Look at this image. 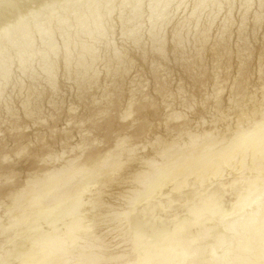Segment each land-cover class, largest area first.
<instances>
[{
  "label": "bare ground",
  "instance_id": "6f19581e",
  "mask_svg": "<svg viewBox=\"0 0 264 264\" xmlns=\"http://www.w3.org/2000/svg\"><path fill=\"white\" fill-rule=\"evenodd\" d=\"M53 1L57 0H0V37L7 38L11 47L15 48L11 40L12 37L17 36L20 44L19 50L33 54L32 68L40 71L41 79L47 84L48 92L59 86L58 78L61 75L59 79L63 78L64 83L62 84L72 83L75 88L74 92L80 96H83L86 91L97 88L108 97L115 91L123 90L121 85L129 78V76L126 78V75L130 70L137 71L143 69L144 66H149L156 76L158 74L156 71L160 66L170 63L174 64L184 75L192 77L194 84H202L204 79L209 80V77L214 81L219 75L217 72L222 68L221 64L231 57L227 41L233 21L231 11L224 10L222 20L220 23L217 21L224 9L225 1L213 6L215 0H192V8L185 21H174L175 9H169L172 4L171 0H152L154 1L150 2L153 6L150 8L152 12L147 11L148 17L144 14L148 19L144 22H148L145 28L151 35L150 38L147 37V43L141 47L133 45L139 40L138 37H141L140 32L143 27V25L136 27L137 23H134L136 30L132 37V45L127 46L128 43L127 45L123 43L125 46H115L112 41H109L105 48L103 46L98 48L101 45H97L90 38L100 34L106 37L110 35L106 15L111 13L113 7L112 9L108 7V1L106 3L105 0H86L88 8L85 7V10L87 13H98L95 16L97 20L86 24L87 19L82 21L80 19L74 25V28L79 27V29L71 32L70 39L64 34L65 25L63 23L67 18L59 17L57 22L53 23L45 15L43 19L40 17L42 12L53 11L52 6L54 5L49 4ZM58 1L69 8L81 0ZM89 1H95L93 3L95 9L90 10L91 4L89 3L91 2ZM31 2L39 4L38 6L41 4V10L35 11V8L30 5ZM258 3L264 4V0H258ZM102 4L104 8L100 10ZM247 6L250 7L246 3ZM262 7L264 6L260 5L252 17L255 29L257 27L260 29L264 25ZM105 8L110 10H105ZM29 17L34 20L31 24L34 34L42 33L47 40H53V35L61 34L62 41L61 38L59 39L62 42H60L61 45L45 43L50 47L40 45V48L33 50L34 38L31 36L34 37V34L31 35L32 32L29 31L31 29ZM44 23L50 25L51 28H44ZM90 23H95L92 26L94 28L91 27V32L84 30L87 28L85 25H90ZM217 23L220 26L218 27L219 32L217 30L218 33L211 36L210 32L214 26L216 28ZM245 28H247L246 25ZM239 29L244 33V20ZM240 37L243 38L241 34ZM142 38L140 39H145L144 36ZM238 40H241L242 44L238 46L239 49L235 56L238 60L236 76L246 79L248 70L246 59L252 52L249 46H246L245 39ZM259 41V63L262 71L261 77H264V32ZM1 58L0 98H3L4 87L13 79V76L11 77L8 73V69L11 68H7L9 61L6 62L7 65L4 63L7 58L4 60L3 57ZM207 62L212 64L210 73L208 68H205V64L206 66L210 64ZM16 63L17 70L22 75L27 74L20 60ZM12 64L9 65L12 66ZM226 67L223 69H226L224 72L227 73L229 69L227 71ZM247 86L249 84H246L243 79L235 81L231 87L228 109L221 108L218 103L221 100L218 97L219 93L216 90L213 91L217 103H214L212 107L215 116L211 118L208 126H206L208 122L201 120L196 125H193L191 121L171 127L172 122L182 120L186 114L176 113L174 110L149 112L147 100H145L138 104V110L142 112L140 118L121 129H133L132 134H114L110 130V122L105 127L109 132L107 138L112 141L108 149L97 155L92 154L88 161L77 165L75 164L77 157L65 159L59 165L48 163L52 165L51 167L43 162L49 168L30 174L31 176H28L29 178L23 184L13 188L10 193V203L5 207L7 220L3 221L4 217L0 216V258L3 252L7 251V247H14L12 254L7 251L6 260L0 259V264H105L108 262L122 264L121 261L125 257L123 252H108V244H97V241L103 240L104 236L95 229L99 223L102 225L105 219L109 223L110 221L127 222L129 226L127 228L133 232V243L136 246L143 245L138 261H135L136 264H199L204 258L209 260L208 264H264V81L261 84L262 91L259 95L255 92V94L250 93L249 90L248 93ZM212 87H216V84L212 83ZM38 89L36 84L27 86L23 80L20 81L18 93L23 95L22 105L27 117L33 118L34 116L33 106L36 103H34L35 99L38 98ZM165 92L163 87L161 90L163 96ZM100 95L103 96L102 93ZM95 102L94 104L97 103ZM127 102H129L127 111L120 116L122 119L128 118L132 113L134 103ZM6 105L9 107L7 102ZM193 106L190 104L189 108L193 109ZM106 112H108L107 108L103 115ZM160 116L163 119L162 125L166 127L169 135L155 136L152 144H145V148L146 146L152 147L151 153L142 154L144 147L140 152L139 146L134 143L130 144L129 139L146 135L149 127L152 126V118ZM108 117L113 119L114 116L109 115ZM219 123L224 127H217ZM139 143L142 142L139 141ZM47 158L49 159V156ZM62 158L63 155L56 156L52 161L58 163ZM46 160L45 158L44 161ZM132 162L136 163L135 167H132L133 165L129 167L128 164ZM228 179L230 181H227ZM213 181L217 182L222 189L240 184L241 190L245 193L237 194L239 200L233 201L231 205L233 212L230 213L223 204L217 202L221 190L218 188L210 196L201 191L198 193L200 204L190 212L193 217L195 216L194 218H183L177 221L172 218L167 221L155 215L153 221L147 224L148 221L143 222L142 218L134 216L138 207L144 209L151 207L153 212L159 209L160 212L166 213L167 206L164 201L172 199L175 194L184 195L186 203L194 201L196 196L191 192L194 189L192 187L198 184L203 188ZM127 183L130 184L129 187L120 191L118 196V199L124 202L122 204L124 206L115 207L113 205L115 208L107 212L108 202H104V197L112 196L109 191H113L114 185L126 184L128 186ZM109 187L111 190H105ZM104 207L107 209L106 213L101 211ZM205 212H208V215H204ZM205 216L206 219H203ZM202 219L206 222H210V219L217 221L211 225L205 224V228L202 229L199 227L202 225ZM147 225L148 237L144 234ZM218 248H223L224 252L217 255ZM94 249H98L99 252H93ZM87 251L91 252L87 253ZM260 257L262 259L259 260ZM262 260L263 262H260Z\"/></svg>",
  "mask_w": 264,
  "mask_h": 264
},
{
  "label": "rangeland",
  "instance_id": "374dc122",
  "mask_svg": "<svg viewBox=\"0 0 264 264\" xmlns=\"http://www.w3.org/2000/svg\"><path fill=\"white\" fill-rule=\"evenodd\" d=\"M95 1L89 3V5L90 4L92 5V6L91 5L89 6L91 8L90 10L95 9L93 6L94 5L93 3H95ZM105 1L106 3L107 1L109 2L108 4L109 8L112 9L113 7V9L111 10V13L107 14L108 16L106 15V19L108 20V24H109L110 35L109 37H106V36H103V34H100L99 36L91 37L90 40L92 39L93 41L97 43V45L98 44L101 45L98 48H102V46L103 48H105L107 44L109 43V41L110 42L112 41V43H114L115 46L116 45L123 46L124 44L127 45V43H128L127 46H130V44L132 45L133 43L132 37H133L134 31L136 30L134 28L135 27L134 23H137L136 27H141L143 25L141 32H140L141 37H138V39L141 41L137 40L136 42H134L133 45L135 46L138 45V47L144 46V43H147L146 40L148 41V38L151 37L150 32H148L147 28H145L147 27L146 24L148 22L147 23H144V22L148 21L147 19L148 12L151 10L150 8L153 7L150 4L153 3L154 1L152 0H105ZM222 1H225L226 4L225 6H223L224 9L221 12L222 15L221 14L219 15L218 17L219 19L217 21L218 23H220V21L222 20L223 15L225 14L224 10L231 11L229 12L231 13V18H232L231 20L233 21H232L231 29H229V32H228L229 35L227 39L231 57L221 64L222 68L221 70L217 72L219 75L215 77V80H214L215 82L212 81L213 79L209 77V80L208 78H206L204 79L202 84L195 83L196 84L195 85L192 77L186 74L184 75L182 71L180 72L174 66V64L170 63L171 65L169 64L166 66L165 65L160 66L156 71V74L158 73L156 76H154L152 69H150L149 66H146V67L144 66L143 69L141 68L139 70L136 69L137 71H135V69H132L133 72L130 70L129 74L126 75V78L127 76H129V78H127L126 81L123 82L124 84L122 83L123 86L121 85V83H119V85H121L123 90L121 92L115 91L114 93L111 94V96H108V97L101 89H97V88H95L96 91L92 89V90L86 91V93L83 94V96L82 95L80 96L79 94H77V92H74L75 88L73 87L72 83L65 82V84H62L64 83L63 78L59 79L61 78V75L58 78V80H60L59 86L55 90L48 92L47 90L48 87H46L47 84L42 81L41 76H40V71H35L34 68H32L33 65L31 62L33 60L32 59L33 54L29 52L25 53L24 51L19 50L20 44H19V39L17 36H14V38L12 37V40H11L13 41L15 48L11 47V45L8 43L7 38L0 37L1 38L0 39V42H1L0 43V51H1L0 59H2L1 57H3V60L7 58L6 61L4 60V63L9 61L7 62L8 65L9 64L11 65L14 62L12 66L10 65L8 66L6 63L7 68L11 67L10 69H8L9 70L8 73L11 75V77L13 76V79L8 84H6V86L4 87V94H3L4 99L0 98V100H2L0 101V108H1L0 109V216L1 218L4 217L2 218V220L3 219H4L3 221L7 220V215L5 213L6 212L5 207H7L10 203L9 198H10V193L12 189L23 184L26 181V179H28L33 173L37 171L45 170L51 167L52 165H55V163L59 165L63 162V160L70 159V158L77 157L78 158L76 160L77 162L75 161V164L77 165L82 162L88 161L91 158L92 154L97 155L103 152L104 150L108 149L112 144V141L108 140L107 138L109 132L106 131V128H105L108 126L109 122H110V130L114 134H117V133H121V134L125 133L129 135L132 134L134 131L133 129H127V130H121V129L122 127H125V126L128 127L134 120H138L140 118L142 112L138 110V104L141 101L147 100L146 104L148 106L147 110L149 112H162V111L171 112L172 110H174V112L176 113H182L183 115L186 114V116L182 120L180 121L178 120V122L177 121L172 122L171 127L178 125V124L188 123L191 121L193 122V125L194 124L196 125V123L200 122L201 120L202 121L204 120L206 123L208 122L206 124V126H208L209 122L212 120L211 118L215 116V111H214V114L212 111L214 110L212 109L214 103L215 104L217 103L215 94L213 96L214 90H216L220 94L219 95L217 93L218 97L221 99V100L219 99L220 102L218 101V103H220L221 108L223 109H228V107L230 106L229 98H230L231 90H232L231 87L235 83V81H238V80L241 81V79H243L246 84L247 83L249 84V86H247V91L249 90L250 93H254V92L258 93V95L261 94L260 92L262 90L260 87H262L261 84L264 81L263 79L264 77L263 76L261 77L262 71L260 70V63H259L260 62L259 60V50H260L259 42L260 41L259 40L263 36L264 25L261 26L263 27L262 31H261V27L260 29H258L257 27L256 28L258 30L257 31L254 27V21H253L254 18L252 17H254L255 12L258 10V7L260 5L264 6V4H259L258 0H215L213 6H215L216 4H219ZM87 3L88 1L81 0L79 3L72 5L71 7L68 8L67 5L65 6V4L63 5L60 4V1L58 0L49 2V4L54 5L52 6L53 11H49L47 13L42 12V15L40 17H42V19L45 17L46 18L48 17L49 21L51 22L53 21V23H56L59 17L67 18V20L63 23V25H65L64 34L66 35V37H69L71 36L72 34L71 32H73L74 29L76 30L79 29V27L77 26H75L77 28H74V25L78 23L80 19L81 21L84 19L85 20L87 19L88 21H86V24L94 20H95L94 22H96L97 19L95 18V16H97L98 13H95V12L87 13V11L85 10L86 8H88V6L86 5ZM171 3L172 4L170 5L169 9L170 8L172 10L175 9L174 10L175 14L173 17L174 21H185L190 8H192V0H171ZM246 3L250 6L249 8L248 6L246 7ZM70 4L71 3H69V5ZM30 5L31 7L35 8L34 9L35 11H39L42 8L41 4L40 6H38L39 4L37 5L31 2ZM133 5H136V6H133ZM102 7L104 8L103 4L100 7V10ZM131 7L135 10L133 11ZM262 8L264 11V7ZM105 10H110V9L105 8ZM244 11H246V13H244ZM69 12L71 14H68ZM102 12L103 11H101V13ZM49 13L51 14L49 15ZM144 14L147 15V17ZM43 15H45V17H43ZM243 20H244V29H243L244 33H242L243 31L242 32L239 31L240 30L239 27ZM33 21H34L33 18L29 17L30 28L33 27L31 26ZM218 23L216 25V28L215 26L212 28L213 30H211L212 32H210V35L212 33L211 36H215L219 32L220 26ZM93 24L95 23H92V24L90 23V25H85L87 26V28H85L84 30L91 32V27L94 26ZM43 25H44L43 27L46 29L51 28L50 25L48 24L44 23ZM245 25L247 28H245ZM230 30L232 31L230 32ZM29 31L30 33L32 32L31 35L34 34L33 28L29 29ZM103 33L105 34V32ZM142 33L144 34L142 35ZM239 33L245 40L240 37ZM41 35L42 33L40 35L34 34V37L31 36L32 38H34L33 40L34 44L32 45L33 50L40 48V45L45 46L46 44H49V43L50 44L59 43V45H61L62 43L61 34H59L60 37L57 34L53 35L52 36L53 40L51 39L47 40L46 38L43 37V35L42 36ZM143 36L145 37L144 40H142ZM14 39L15 41H17L18 46H17V43L14 41ZM68 39H70V37ZM238 39L244 40V42L246 43V46L247 47L249 46V49L252 52V54H250L251 56L250 55L248 56L249 57L247 58L248 60L246 59V65L248 69L246 72L247 74V76L245 77L246 79H244V77L236 76L237 74L236 68L238 65V62H237L238 60H237V57L235 56L237 55V51L242 44V41L241 40L239 41ZM140 42L141 44H139ZM46 47L48 48L50 46L46 45ZM18 60H20L21 64L23 65L22 68H24L27 71V74L22 75L21 72L17 70L18 65L16 62ZM207 63L209 64L210 62H207ZM210 64L208 66H206L207 64H205V68H208L209 73L212 69L211 68L212 64L211 65ZM225 67L227 68V71L229 69L228 71L229 73L224 72L226 71V69H223ZM20 77H21V80L24 81L25 85L28 86V85L36 84L37 88L39 87L38 98H36L34 101V103L36 102L37 105L35 103V105L33 106V108H35L33 118L27 117L26 112H24L25 110L22 105L23 95L21 93L20 94L18 93L19 84L21 81ZM37 77L39 78L37 79ZM41 83H43V85ZM212 83H215L216 87H212ZM163 87H164V90L166 91L165 92L166 96L165 95L163 96L161 93V90L163 89ZM220 90H222L223 92L222 91L219 92ZM101 93L103 94V96L100 95ZM130 93L133 95H131ZM213 97H214V100H213ZM91 101L93 103H91ZM94 101H96L97 103L95 102L96 104H94ZM127 101H132L134 103V105L132 106V110H131L132 113L130 114L131 117L129 116L126 119H122L120 116L127 111V107H128L127 103H129ZM6 102L7 104H9V107L6 105ZM190 104L194 105L193 109L189 108ZM93 105H95L96 107ZM106 108L108 112H106V114L104 113L103 115V112L105 111ZM232 113H234V110H232ZM109 115L114 116L113 119H110L108 117ZM161 118H162L161 116L152 118V126L149 127L150 129H148L147 131L148 134L146 133V135H144L141 138L129 139L130 144L134 143L139 146L140 152L143 150V152H141L142 154L151 153L152 147L150 146L151 149L148 146H146L145 148V144L146 145L148 144L150 145V143L152 144L153 138H155V136L158 137L159 135L161 137H166L169 135V133H167L166 131V127L162 125L163 119ZM216 126L217 127L219 126V128L224 127L223 125H221V123L217 124ZM139 141L142 143H139ZM60 155H63V158L61 161H59L58 163L55 161H52L54 157L60 156ZM48 156H49V159L47 158ZM45 158L47 159L46 161H44ZM43 162H46L47 164L52 162L53 164L52 165L48 164L49 166L48 167L47 164L46 163L44 164ZM128 165L129 167H131V165H133L132 167H135L136 163L132 162V164L129 163ZM227 181H230V180L228 179ZM190 183H192V181H190ZM129 185L130 184H128V186L126 184H122L120 185L123 187L122 188L116 184V186L115 185L113 187L111 186L113 191L111 190V187L105 188V190L107 189V191L108 189L111 190L109 191L111 192L109 194L112 196L106 195V197H104V202L105 203L108 202L106 206L108 211L105 207L101 211H103V213H106V211L109 212L113 208L119 207L120 205L124 204V202L118 199V196H119L120 191L126 190V188H128ZM117 186H119L120 188ZM115 187L117 188V190ZM192 188L194 189H192L191 192L192 194H194V196H196L194 201L186 203L187 200L184 195L175 194L173 195L172 199L164 201V204L167 206L166 213L160 212L159 209L157 210V212L156 211L153 212L151 207H147L145 209L143 207H138L137 212L134 213V216H139L140 218H142L143 222L148 221L146 222L147 224H150V222L153 221V218L155 215L161 216L163 220L167 219V221L171 220L172 218L175 219L174 221H177L183 218H194L195 216L193 217V215H191L190 212L194 208H197L200 204L198 201V193L201 191L203 194H207L210 196L213 193V191L218 188H220L221 190L219 191V195H218L219 198L217 202L221 205L223 204L224 207L228 209V211H230L231 213L234 210L231 206L232 202L238 201L239 196L237 194L239 192H243L240 188L239 183H237L232 188L226 187L222 189L221 187H219V184L215 181H213V183H210V182L207 183L206 186H204L203 188H201L198 184H195V186H193ZM172 200H174V202H172L173 204L171 203ZM111 204H112V207H111ZM204 215H208V212L207 213L205 212ZM196 217L198 218V216ZM203 219H206V216L205 218L203 217ZM203 219L201 220V222L203 221ZM106 220L107 219H105L104 222L101 223L103 226L100 225L99 223L97 225V228L95 229L97 230V232L99 231L98 233L102 234L104 238L106 236V238L105 239L103 238V240L97 241L98 243L97 242L96 243L98 245L108 244V247H109L107 250L108 252H116V251L123 252L125 254V257L124 259H122L123 261H121L122 264H134L135 261H138L139 255L141 254L143 250L142 249L143 245L138 244L136 246L133 243V238H132L133 232L127 228L129 227L127 222L123 221L121 223H117V222L115 223V222L110 221L109 223V221L108 220L106 221ZM209 221L210 222L203 221L202 225L199 227L203 229L205 228L204 227L205 224L211 225L215 223L217 220L210 219ZM209 225H206V226H209ZM144 234L146 237L149 236L148 225L145 227ZM6 250L9 251L8 252L9 254H12L14 251V247L9 246L7 247ZM217 250H219L217 251V255L218 253L220 254L224 252L223 248H220V249L218 248ZM7 251L3 252V255L0 258L1 260L7 259V256H6ZM89 252L91 251H87V253ZM93 252L97 253L99 252V250L94 249ZM260 259L262 258L260 257L259 260ZM204 260H206V262H204ZM204 260L202 259V261L199 264H203V263L206 264L207 261L209 263V260H207L206 258H204ZM263 260L260 262H263ZM113 263L114 262H108L105 264H113Z\"/></svg>",
  "mask_w": 264,
  "mask_h": 264
}]
</instances>
